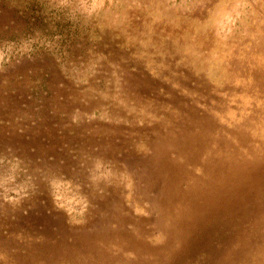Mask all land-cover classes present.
<instances>
[{
	"label": "rangeland",
	"instance_id": "374dc122",
	"mask_svg": "<svg viewBox=\"0 0 264 264\" xmlns=\"http://www.w3.org/2000/svg\"><path fill=\"white\" fill-rule=\"evenodd\" d=\"M263 224L264 0H0V264H264Z\"/></svg>",
	"mask_w": 264,
	"mask_h": 264
},
{
	"label": "bare ground",
	"instance_id": "6f19581e",
	"mask_svg": "<svg viewBox=\"0 0 264 264\" xmlns=\"http://www.w3.org/2000/svg\"><path fill=\"white\" fill-rule=\"evenodd\" d=\"M210 67V66H209ZM220 74H221V72H220ZM219 74V75H220ZM227 76H225V78H226ZM228 79V78H227ZM192 105V104H191ZM217 107V106H216ZM188 110V109H187ZM190 111V110H189ZM192 111V110H191ZM187 137V136H186ZM186 139H190L189 137L188 138H186ZM238 185V184H237ZM224 190V189H223ZM230 191V190H229ZM235 192V191H234ZM229 193V192H228ZM235 193H238V192H235ZM241 193V192H240ZM224 195H225V193H224ZM237 196V195H236ZM219 197H220V195H219ZM218 197V198H219ZM242 197V196H241ZM237 199V198H236ZM220 200V199H219ZM226 200V199H225ZM231 200H234V199H231ZM219 202V201H218ZM228 203V202H227ZM231 203H232V201H231ZM217 204V203H216ZM223 205V204H222ZM225 205V204H224ZM216 206V205H215ZM219 208H221V207H219ZM227 208V207H226ZM228 209V208H227ZM208 210V209H207ZM218 210V209H217ZM219 211V210H218ZM211 212V211H210ZM213 212V211H212ZM220 212V211H219ZM228 212V211H227ZM219 214V213H218ZM227 214V213H226ZM207 216V215H206ZM219 216V215H218ZM204 217V216H203ZM216 217H217V215H216ZM221 217V216H220ZM226 217V216H225ZM218 218V217H217ZM213 219V218H212ZM202 220V219H201ZM199 221V220H198ZM206 221V220H205ZM250 225V224H249ZM264 225V224H263ZM248 226V225H247ZM211 227H212V225H211ZM233 227V226H232ZM263 228V227H262ZM261 228V229H262ZM210 229V228H209ZM264 229V228H263ZM248 230V229H247ZM259 230V229H258ZM260 232L262 231V233H263V230H259ZM238 232V231H237ZM206 234V233H205ZM245 234V233H244ZM264 234V233H263ZM263 234H261V236L263 235ZM189 235V234H188ZM187 235V236H188ZM207 235V234H206ZM208 235H209V233H208ZM207 235V236H208ZM221 235V234H220ZM248 235V234H247ZM256 235V234H255ZM254 235V236H255ZM260 235V234H259ZM210 236V235H209ZM231 236V235H230ZM244 236V235H243ZM250 236H251V234H250ZM258 236V235H257ZM235 237V236H234ZM252 237V236H251ZM203 238V237H202ZM208 238V237H207ZM226 238V237H225ZM248 238V237H247ZM250 238V237H249ZM259 238V237H258ZM221 239V238H220ZM220 239H219V241H220ZM224 239V238H223ZM237 239V238H236ZM235 239V240H236ZM242 239H243V237H242ZM254 239V238H253ZM263 239H264V237H263ZM206 240V239H205ZM234 240V241H235ZM245 240V239H244ZM260 240V239H259ZM259 240H257V241H259ZM224 241V240H223ZM247 241V240H246ZM217 242V241H216ZM230 242V241H229ZM228 242V243H229ZM244 242V241H243ZM261 242H262V240H261ZM263 242H264V240H263ZM202 243V242H201ZM200 243V244H201ZM219 243V242H218ZM227 243V244H228ZM230 243H232V242H230ZM247 243V242H246ZM251 243V242H250ZM199 244V243H198ZM74 245H76V246H78V244H77V241H76V243H74ZM202 245V244H201ZM225 245V244H224ZM241 245V244H240ZM214 246L216 247H218V245H215L214 244ZM223 246V245H222ZM239 246V245H238ZM246 246V245H245ZM250 246V245H249ZM203 247H204V245H203ZM215 247H213V248H215ZM231 247V246H230ZM235 247H236V245H235ZM54 248H56L55 246H54ZM54 248H52V246H49L48 244H46L45 242H44V244H34V246H33V248L31 249L32 250V256H43V257H46V256H49L50 254H56L57 252L58 253H60L61 251H66V250H74V247L73 246H66L64 249L62 248V249H54ZM240 249V248H239ZM224 250H225V248H224ZM203 252H204V250H203ZM228 253V252H227ZM198 254H200V251H199V253ZM231 254V253H230ZM0 257H1V255H0ZM228 257V256H227ZM187 258V257H186ZM220 258H221V256H220ZM3 259V258H2ZM188 259V258H187ZM121 260V259H120ZM221 261V260H220Z\"/></svg>",
	"mask_w": 264,
	"mask_h": 264
}]
</instances>
